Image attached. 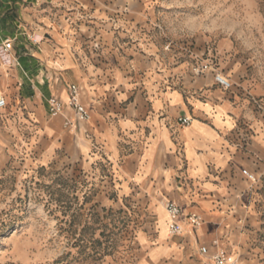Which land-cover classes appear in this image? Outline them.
Segmentation results:
<instances>
[{
  "label": "crops",
  "instance_id": "crops-1",
  "mask_svg": "<svg viewBox=\"0 0 264 264\" xmlns=\"http://www.w3.org/2000/svg\"><path fill=\"white\" fill-rule=\"evenodd\" d=\"M96 3L0 0V95L35 122L40 152L63 151L92 175L107 168L103 185L122 195H147L148 213L157 224L152 238L158 240L148 246L151 264L170 263L176 254L183 264H210L198 246L212 250L219 226L234 219L237 206L250 202L241 169L264 183V111L239 90L221 88L211 72L182 73L179 81L152 68L145 56L125 61L105 49L96 52V47L116 46L109 33L123 29V19L136 24L148 14L120 3L103 9ZM96 15L101 18L89 23ZM94 31L96 37L86 40L84 35ZM40 36L39 42L32 40ZM5 40L12 44L8 50ZM72 84L80 88L90 119L67 129L62 116L48 115L46 100L55 96L66 103ZM65 114H70L67 107ZM180 116L192 120L181 126ZM167 200L183 215L202 219L195 230L183 219L187 247L166 242L172 238Z\"/></svg>",
  "mask_w": 264,
  "mask_h": 264
},
{
  "label": "rangeland",
  "instance_id": "rangeland-1",
  "mask_svg": "<svg viewBox=\"0 0 264 264\" xmlns=\"http://www.w3.org/2000/svg\"><path fill=\"white\" fill-rule=\"evenodd\" d=\"M91 1L102 9L120 3L148 12L136 24L123 19L125 27L109 33L116 46L96 52L125 61L145 56L179 81L182 73L219 72L264 109V0ZM6 103L0 109V264H151L148 246L158 240L147 195L103 185L107 168L92 175L63 151L40 152L35 122L23 107ZM248 186L250 202L219 226L213 247H223L237 264H264V183ZM166 242L187 247L182 235ZM168 259L183 264L177 254Z\"/></svg>",
  "mask_w": 264,
  "mask_h": 264
},
{
  "label": "built area",
  "instance_id": "built-area-1",
  "mask_svg": "<svg viewBox=\"0 0 264 264\" xmlns=\"http://www.w3.org/2000/svg\"><path fill=\"white\" fill-rule=\"evenodd\" d=\"M44 36L38 38L33 37L34 42H39ZM5 50L11 48V41L5 40L2 43ZM214 82L224 90L232 89V82L226 78L223 74L216 72L213 75ZM47 111L50 117L62 116L63 126L67 129H75L81 122H87L90 119V112L87 107L80 100V88L72 84L69 87V96L66 103L62 102L58 97L49 96L47 98ZM255 102V101H254ZM258 109L264 111L260 105H257ZM6 107V100L0 95V109ZM69 108L70 114H65V108ZM191 117L180 116L177 118L178 124L181 126L188 125L191 122ZM241 175L249 182L250 186L254 185L258 179L246 168L241 169ZM164 209L168 217V234L171 237L180 236L185 231V223L183 219L189 224L191 230L199 228L202 224V219L195 213H188L183 215L181 207L173 201L167 200L164 203ZM198 251L201 256L210 259V264H237V258L230 254L223 247L216 245L211 248L206 244H200Z\"/></svg>",
  "mask_w": 264,
  "mask_h": 264
},
{
  "label": "bare ground",
  "instance_id": "bare-ground-1",
  "mask_svg": "<svg viewBox=\"0 0 264 264\" xmlns=\"http://www.w3.org/2000/svg\"><path fill=\"white\" fill-rule=\"evenodd\" d=\"M42 33V32H41Z\"/></svg>",
  "mask_w": 264,
  "mask_h": 264
}]
</instances>
